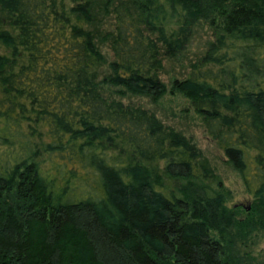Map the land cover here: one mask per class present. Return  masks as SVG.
Listing matches in <instances>:
<instances>
[{"label": "trees", "instance_id": "16d2710c", "mask_svg": "<svg viewBox=\"0 0 264 264\" xmlns=\"http://www.w3.org/2000/svg\"><path fill=\"white\" fill-rule=\"evenodd\" d=\"M200 22L212 39L171 90L239 173L242 217L189 138L101 87L157 101ZM255 231L264 0H0V264H252L235 246Z\"/></svg>", "mask_w": 264, "mask_h": 264}, {"label": "rangeland", "instance_id": "374dc122", "mask_svg": "<svg viewBox=\"0 0 264 264\" xmlns=\"http://www.w3.org/2000/svg\"><path fill=\"white\" fill-rule=\"evenodd\" d=\"M212 39L207 24L200 22L194 29L193 36L186 50L177 58H164L160 78L167 86L166 93L157 101L140 95H118L115 88L101 84L103 93L109 98L123 102L125 105L139 106L154 113L160 121L189 138L201 152V160L221 181L220 190L226 195V205L238 208L237 215L244 216L250 208L251 196L246 191L239 173L229 164L222 149L206 133L201 117L193 110L187 98L172 92L171 84L175 78H183L190 71ZM104 53L105 63L100 70V79L109 71L112 59L106 43H99ZM217 187V186H216ZM247 240L235 246L238 255L252 264H264V231H255Z\"/></svg>", "mask_w": 264, "mask_h": 264}]
</instances>
